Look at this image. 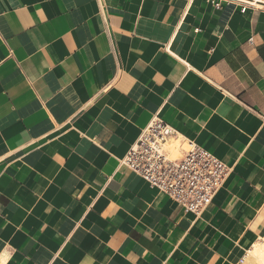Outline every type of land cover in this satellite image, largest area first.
I'll list each match as a JSON object with an SVG mask.
<instances>
[{
  "label": "crops",
  "instance_id": "crops-1",
  "mask_svg": "<svg viewBox=\"0 0 264 264\" xmlns=\"http://www.w3.org/2000/svg\"><path fill=\"white\" fill-rule=\"evenodd\" d=\"M212 1L0 0V264H255L264 0ZM156 117L229 170L198 216L122 165Z\"/></svg>",
  "mask_w": 264,
  "mask_h": 264
},
{
  "label": "built area",
  "instance_id": "built-area-1",
  "mask_svg": "<svg viewBox=\"0 0 264 264\" xmlns=\"http://www.w3.org/2000/svg\"><path fill=\"white\" fill-rule=\"evenodd\" d=\"M238 2L242 13L257 8L255 1ZM212 3L221 8V0ZM122 165L197 216L212 204L229 172L210 152L194 141L179 138L171 126L157 117L142 132Z\"/></svg>",
  "mask_w": 264,
  "mask_h": 264
},
{
  "label": "bare ground",
  "instance_id": "bare-ground-1",
  "mask_svg": "<svg viewBox=\"0 0 264 264\" xmlns=\"http://www.w3.org/2000/svg\"><path fill=\"white\" fill-rule=\"evenodd\" d=\"M259 3H261V2H259ZM172 148H174V147L172 146ZM174 152L176 154L179 153V151L176 149H174ZM246 256L248 258H251L255 264H264V236L260 237L252 245V247L247 251Z\"/></svg>",
  "mask_w": 264,
  "mask_h": 264
}]
</instances>
